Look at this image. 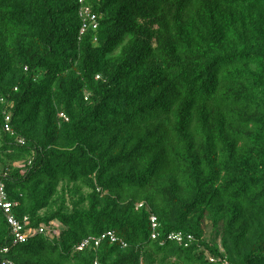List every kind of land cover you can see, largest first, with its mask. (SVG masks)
Returning a JSON list of instances; mask_svg holds the SVG:
<instances>
[{
	"label": "trees",
	"instance_id": "16d2710c",
	"mask_svg": "<svg viewBox=\"0 0 264 264\" xmlns=\"http://www.w3.org/2000/svg\"><path fill=\"white\" fill-rule=\"evenodd\" d=\"M0 184L15 264H264V0H0Z\"/></svg>",
	"mask_w": 264,
	"mask_h": 264
},
{
	"label": "built area",
	"instance_id": "2783aa9c",
	"mask_svg": "<svg viewBox=\"0 0 264 264\" xmlns=\"http://www.w3.org/2000/svg\"><path fill=\"white\" fill-rule=\"evenodd\" d=\"M91 11L89 9H85L82 11L81 15L85 19L84 22L92 21L95 23V27L97 28L98 25L96 24V17H91ZM86 28V25H85ZM63 119H67L65 115H61ZM9 121V118L7 119ZM6 130L9 132L10 127L7 125ZM16 205L13 203L9 202L7 194H6V188L4 184H0V209L4 211V214L8 218V223L12 229L13 232V237H14V243L19 244V243H26L30 237L36 236L37 234H47V229L45 227H41L40 229H32L29 228V219L25 218L23 221L19 220L15 214H14V208ZM143 205H140L139 208H142ZM152 224H153V235L152 239L157 240L159 235H158V229L159 225L157 222V219L154 217L152 219ZM108 237H111L113 242H116L117 239L114 237L112 233L108 234ZM106 237H103L105 239ZM170 241L177 242L179 244H184L185 243V238L182 234H173L169 237ZM188 240L193 241L194 239L192 236L188 237ZM93 239H89L88 241L84 242L79 248L78 251H83L88 245H90L91 242H93ZM100 242V241H99ZM97 242V245L99 244ZM9 253V248L1 249L0 250V264H15L13 261L8 259L6 256ZM211 262L214 263L215 259H211Z\"/></svg>",
	"mask_w": 264,
	"mask_h": 264
},
{
	"label": "clouds",
	"instance_id": "9594fccd",
	"mask_svg": "<svg viewBox=\"0 0 264 264\" xmlns=\"http://www.w3.org/2000/svg\"><path fill=\"white\" fill-rule=\"evenodd\" d=\"M144 206V204H142Z\"/></svg>",
	"mask_w": 264,
	"mask_h": 264
}]
</instances>
